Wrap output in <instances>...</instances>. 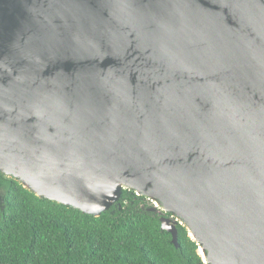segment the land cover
<instances>
[{
	"label": "water",
	"instance_id": "water-1",
	"mask_svg": "<svg viewBox=\"0 0 264 264\" xmlns=\"http://www.w3.org/2000/svg\"><path fill=\"white\" fill-rule=\"evenodd\" d=\"M0 169L96 216L132 189L206 264H264V0H0Z\"/></svg>",
	"mask_w": 264,
	"mask_h": 264
},
{
	"label": "trees",
	"instance_id": "trees-1",
	"mask_svg": "<svg viewBox=\"0 0 264 264\" xmlns=\"http://www.w3.org/2000/svg\"><path fill=\"white\" fill-rule=\"evenodd\" d=\"M148 197L124 188L100 215L37 195L0 169V264H206L186 224L178 243Z\"/></svg>",
	"mask_w": 264,
	"mask_h": 264
},
{
	"label": "flooded vegetation",
	"instance_id": "flooded-vegetation-1",
	"mask_svg": "<svg viewBox=\"0 0 264 264\" xmlns=\"http://www.w3.org/2000/svg\"><path fill=\"white\" fill-rule=\"evenodd\" d=\"M148 199H149V201L152 203L151 209H153V210H157V211L160 212V213H164V212H165V211H164V208H163V206H162L161 204H156V203L154 202V200H152V199L149 198V197H148Z\"/></svg>",
	"mask_w": 264,
	"mask_h": 264
},
{
	"label": "rangeland",
	"instance_id": "rangeland-1",
	"mask_svg": "<svg viewBox=\"0 0 264 264\" xmlns=\"http://www.w3.org/2000/svg\"><path fill=\"white\" fill-rule=\"evenodd\" d=\"M199 251V253H200V250H198Z\"/></svg>",
	"mask_w": 264,
	"mask_h": 264
},
{
	"label": "bare ground",
	"instance_id": "bare-ground-1",
	"mask_svg": "<svg viewBox=\"0 0 264 264\" xmlns=\"http://www.w3.org/2000/svg\"><path fill=\"white\" fill-rule=\"evenodd\" d=\"M202 249V248H201Z\"/></svg>",
	"mask_w": 264,
	"mask_h": 264
}]
</instances>
